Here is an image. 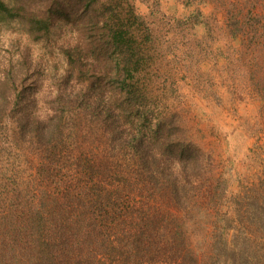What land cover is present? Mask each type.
I'll return each instance as SVG.
<instances>
[{"label": "rangeland", "instance_id": "374dc122", "mask_svg": "<svg viewBox=\"0 0 264 264\" xmlns=\"http://www.w3.org/2000/svg\"><path fill=\"white\" fill-rule=\"evenodd\" d=\"M2 1L13 8L0 12V175L18 180L19 191L27 182L37 190L28 115L57 112L69 127L85 123L100 133L68 104L80 84L63 50L88 38L95 27L89 9L105 0ZM153 1L113 3L131 2L150 26L142 81L152 105L213 159L188 209L166 208L187 235L190 252L180 262L264 264V0ZM228 8L246 19L236 36L226 26Z\"/></svg>", "mask_w": 264, "mask_h": 264}, {"label": "trees", "instance_id": "16d2710c", "mask_svg": "<svg viewBox=\"0 0 264 264\" xmlns=\"http://www.w3.org/2000/svg\"><path fill=\"white\" fill-rule=\"evenodd\" d=\"M119 5L92 6L94 30L63 50L80 84L68 104L100 133L57 112L27 114L38 188L19 191L0 175V264H181L190 252L181 218L166 208L188 209L213 159L152 105L142 81L151 29L131 2ZM12 8L0 0V12ZM226 13L231 36L240 34L246 19Z\"/></svg>", "mask_w": 264, "mask_h": 264}]
</instances>
